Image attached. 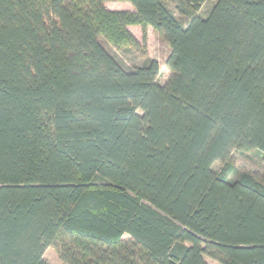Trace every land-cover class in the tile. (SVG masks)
<instances>
[{"label": "trees", "instance_id": "obj_1", "mask_svg": "<svg viewBox=\"0 0 264 264\" xmlns=\"http://www.w3.org/2000/svg\"><path fill=\"white\" fill-rule=\"evenodd\" d=\"M106 1L0 0V264H264V181L230 159L264 162V0ZM134 25L164 84L103 47Z\"/></svg>", "mask_w": 264, "mask_h": 264}, {"label": "rangeland", "instance_id": "obj_2", "mask_svg": "<svg viewBox=\"0 0 264 264\" xmlns=\"http://www.w3.org/2000/svg\"><path fill=\"white\" fill-rule=\"evenodd\" d=\"M216 0H206L196 14L205 16ZM105 5L110 10H126L130 9V4L125 1H106ZM165 5L175 15V17L183 24L187 22L190 15L184 14L179 10L182 5L180 0H166ZM185 8V6L183 5ZM129 31L134 35L138 41L137 47L116 48L108 44L105 40L100 38L103 47L114 57L116 62L127 71L132 70L137 66H141L147 59H155L159 65V73L157 82L164 84L170 75V71L166 66V59L169 54V46L162 39V37L154 31L151 27L145 29V40H142V29L140 26L134 25L129 27ZM230 159L238 172L249 173L257 179L264 181V162L255 151L237 152L232 151ZM222 166L221 162L213 164V170L218 171ZM44 259L49 264H62L56 247L49 246L43 255ZM208 264H217L214 261L205 258Z\"/></svg>", "mask_w": 264, "mask_h": 264}, {"label": "crops", "instance_id": "obj_3", "mask_svg": "<svg viewBox=\"0 0 264 264\" xmlns=\"http://www.w3.org/2000/svg\"><path fill=\"white\" fill-rule=\"evenodd\" d=\"M106 6V5H105ZM107 7V6H106ZM130 8H131V10H132V7H131V5H130ZM126 10H130V9H126ZM130 27V26H129ZM129 29V28H128Z\"/></svg>", "mask_w": 264, "mask_h": 264}]
</instances>
